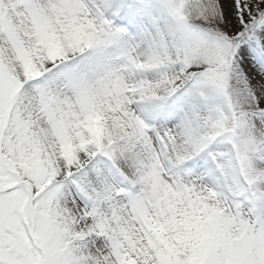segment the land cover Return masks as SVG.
Wrapping results in <instances>:
<instances>
[{
    "label": "snow or ice",
    "instance_id": "1",
    "mask_svg": "<svg viewBox=\"0 0 264 264\" xmlns=\"http://www.w3.org/2000/svg\"><path fill=\"white\" fill-rule=\"evenodd\" d=\"M0 264H264V0H0Z\"/></svg>",
    "mask_w": 264,
    "mask_h": 264
}]
</instances>
